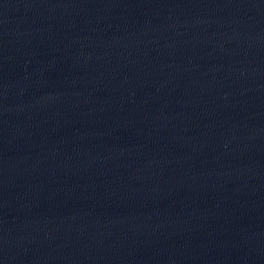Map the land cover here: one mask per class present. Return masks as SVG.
Here are the masks:
<instances>
[{
  "label": "water",
  "instance_id": "obj_1",
  "mask_svg": "<svg viewBox=\"0 0 264 264\" xmlns=\"http://www.w3.org/2000/svg\"><path fill=\"white\" fill-rule=\"evenodd\" d=\"M0 264H264V0H0Z\"/></svg>",
  "mask_w": 264,
  "mask_h": 264
}]
</instances>
